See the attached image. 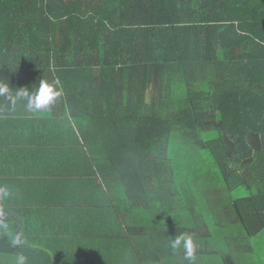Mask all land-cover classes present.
<instances>
[{
	"label": "trees",
	"instance_id": "obj_1",
	"mask_svg": "<svg viewBox=\"0 0 264 264\" xmlns=\"http://www.w3.org/2000/svg\"><path fill=\"white\" fill-rule=\"evenodd\" d=\"M42 80L0 96V264H264V0H0V84Z\"/></svg>",
	"mask_w": 264,
	"mask_h": 264
},
{
	"label": "clouds",
	"instance_id": "obj_2",
	"mask_svg": "<svg viewBox=\"0 0 264 264\" xmlns=\"http://www.w3.org/2000/svg\"><path fill=\"white\" fill-rule=\"evenodd\" d=\"M62 94L60 89L59 80L54 84L48 83L46 80H42L35 93H29L26 89H21L16 92L15 96L10 93L9 86L7 84H0V96H5L6 99L15 103L16 99H26L27 108L30 111H40L49 105L53 104L56 99ZM4 195H7V191L0 189ZM183 244L186 251V258L194 260V244L192 239L188 236H178L172 242V247L178 248ZM19 264H24V257L20 258Z\"/></svg>",
	"mask_w": 264,
	"mask_h": 264
},
{
	"label": "rangeland",
	"instance_id": "obj_3",
	"mask_svg": "<svg viewBox=\"0 0 264 264\" xmlns=\"http://www.w3.org/2000/svg\"><path fill=\"white\" fill-rule=\"evenodd\" d=\"M262 248H264V244L262 245ZM261 261L264 263V252H263V257H260Z\"/></svg>",
	"mask_w": 264,
	"mask_h": 264
}]
</instances>
